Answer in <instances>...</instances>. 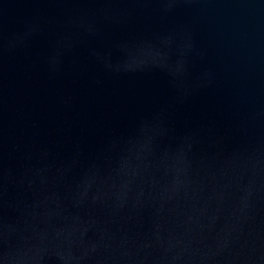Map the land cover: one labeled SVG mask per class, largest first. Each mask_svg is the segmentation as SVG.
I'll return each mask as SVG.
<instances>
[{
	"label": "water",
	"instance_id": "obj_1",
	"mask_svg": "<svg viewBox=\"0 0 264 264\" xmlns=\"http://www.w3.org/2000/svg\"><path fill=\"white\" fill-rule=\"evenodd\" d=\"M0 264H264V0H0Z\"/></svg>",
	"mask_w": 264,
	"mask_h": 264
}]
</instances>
